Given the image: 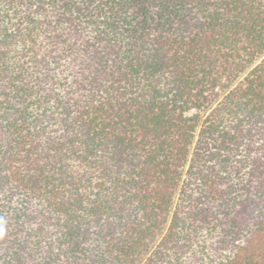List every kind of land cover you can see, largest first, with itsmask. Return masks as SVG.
<instances>
[{"label":"trees","instance_id":"trees-1","mask_svg":"<svg viewBox=\"0 0 264 264\" xmlns=\"http://www.w3.org/2000/svg\"><path fill=\"white\" fill-rule=\"evenodd\" d=\"M0 264H264V0H0Z\"/></svg>","mask_w":264,"mask_h":264}]
</instances>
